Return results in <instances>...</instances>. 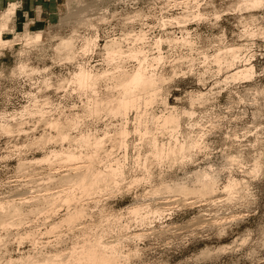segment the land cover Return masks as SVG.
Here are the masks:
<instances>
[{"label": "clouds", "instance_id": "clouds-1", "mask_svg": "<svg viewBox=\"0 0 264 264\" xmlns=\"http://www.w3.org/2000/svg\"><path fill=\"white\" fill-rule=\"evenodd\" d=\"M0 264H264V0H0Z\"/></svg>", "mask_w": 264, "mask_h": 264}]
</instances>
